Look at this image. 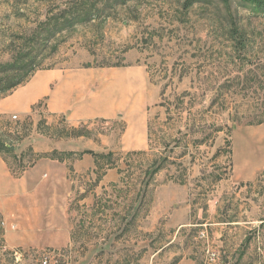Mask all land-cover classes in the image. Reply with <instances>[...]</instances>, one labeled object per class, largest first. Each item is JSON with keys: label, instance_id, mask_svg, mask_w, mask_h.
I'll return each mask as SVG.
<instances>
[{"label": "rangeland", "instance_id": "rangeland-1", "mask_svg": "<svg viewBox=\"0 0 264 264\" xmlns=\"http://www.w3.org/2000/svg\"><path fill=\"white\" fill-rule=\"evenodd\" d=\"M67 1L0 0V62ZM96 11L39 68L140 64L130 139L148 118V145L143 133L124 148L120 118L72 127L41 102L0 115V156L42 183L7 206H36L34 218L0 215V264H264V10L97 0Z\"/></svg>", "mask_w": 264, "mask_h": 264}, {"label": "crops", "instance_id": "crops-1", "mask_svg": "<svg viewBox=\"0 0 264 264\" xmlns=\"http://www.w3.org/2000/svg\"><path fill=\"white\" fill-rule=\"evenodd\" d=\"M85 63L87 61L83 63L80 58L72 61L69 57L62 66L37 70L24 84L0 100V115L17 113L19 118H23L41 102V108L50 121H66L72 127L87 125L95 119L112 122L120 118L124 122L120 134L125 143L124 148L131 146L132 150H136L143 145V133L146 147L149 141L148 118L145 130L141 128L139 135L130 139L133 130L130 116L137 112L140 114V109H135L133 97L138 93L135 84L140 82L141 65L126 61L119 65ZM49 126L55 127L53 123ZM81 138L83 136L76 139ZM30 174L31 172L25 171L15 177L8 162L0 156V215L4 221H18L23 214L26 219L34 218L33 214L39 209L33 205H20L17 213L10 208L8 210V203L13 204L21 193L20 186L22 189L25 186L29 188L32 178V185L42 184L37 182L40 174Z\"/></svg>", "mask_w": 264, "mask_h": 264}, {"label": "trees", "instance_id": "trees-1", "mask_svg": "<svg viewBox=\"0 0 264 264\" xmlns=\"http://www.w3.org/2000/svg\"><path fill=\"white\" fill-rule=\"evenodd\" d=\"M239 1L251 4L256 10H264V0ZM65 6L63 9L59 6L49 11L36 29L27 37H20L16 49L10 50V59L0 62V98L24 84L34 72L42 69L39 68L42 59L55 54L76 25L88 23L97 17V0H69L65 2ZM73 131L75 128L71 132ZM0 148L8 151L10 149L4 142H0Z\"/></svg>", "mask_w": 264, "mask_h": 264}, {"label": "built area", "instance_id": "built-area-1", "mask_svg": "<svg viewBox=\"0 0 264 264\" xmlns=\"http://www.w3.org/2000/svg\"><path fill=\"white\" fill-rule=\"evenodd\" d=\"M13 117H16L15 115H13ZM43 264H45V260L43 261Z\"/></svg>", "mask_w": 264, "mask_h": 264}]
</instances>
